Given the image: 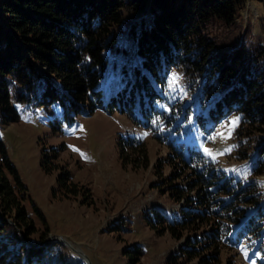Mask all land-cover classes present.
<instances>
[{
  "label": "trees",
  "instance_id": "trees-1",
  "mask_svg": "<svg viewBox=\"0 0 264 264\" xmlns=\"http://www.w3.org/2000/svg\"><path fill=\"white\" fill-rule=\"evenodd\" d=\"M246 1L0 0V126L18 120L17 106H59L67 122L97 110L117 112L141 126L146 119L160 122L172 110L173 96L194 98L197 113L213 124L237 118L238 158L251 157V175L264 176V50L251 51L240 39L226 47L215 40V29L234 27ZM124 32L134 41L139 66L131 65L123 83L110 84L103 94L108 55L122 51L118 44ZM171 147L180 159L176 179L187 172L191 180L185 188L173 187L172 199L190 202L202 212L188 210L179 220L157 215L158 225L173 238L194 226L212 228L194 236L186 247L191 249L181 255L196 258L194 245L217 248L220 218H235L236 225L245 220L240 232L253 233L252 216L239 207L252 204L249 186L239 185V193L226 201L227 184L198 163L197 151L187 149L185 154L183 146ZM45 164L43 159L41 168L49 173ZM70 178L67 172L57 178L65 198L78 192ZM190 192L194 201L187 199ZM25 193L0 139V211L30 236L22 205ZM8 230L12 227L0 218V264H30L48 249H32Z\"/></svg>",
  "mask_w": 264,
  "mask_h": 264
},
{
  "label": "rangeland",
  "instance_id": "rangeland-1",
  "mask_svg": "<svg viewBox=\"0 0 264 264\" xmlns=\"http://www.w3.org/2000/svg\"><path fill=\"white\" fill-rule=\"evenodd\" d=\"M217 28L216 43L224 47L240 39L251 51L264 50V0H247L234 27ZM134 47L124 32L118 44L122 51L109 53L106 94L110 84L121 85L131 74V65L139 66ZM36 69L46 72L38 65ZM169 100L172 110L160 122L146 119L141 126L117 112L97 110L67 122L59 106L16 107L18 120L0 126V139L26 188L22 205L32 234L27 236L1 211L0 218L26 246L48 248L30 264H264V176L251 175V157L238 158L237 118L213 124L197 113L194 98ZM171 146H183L185 154L187 149L197 151L198 163L227 184L226 201L239 193V185L249 186L252 204L239 207L252 216L253 233L240 232L245 220L236 225L235 218H220L225 224H218L217 248L194 245L196 258L181 255L191 249L186 247L194 236L209 234L212 228L194 226L173 238L158 225L157 215L179 220L188 210L202 212L190 202L172 199L173 187L185 188L191 180L187 172L176 179L180 159ZM43 159L49 173L41 168ZM65 172L78 191L71 198L63 197L57 185ZM187 199L194 201L195 194L190 192Z\"/></svg>",
  "mask_w": 264,
  "mask_h": 264
},
{
  "label": "snow or ice",
  "instance_id": "snow-or-ice-1",
  "mask_svg": "<svg viewBox=\"0 0 264 264\" xmlns=\"http://www.w3.org/2000/svg\"><path fill=\"white\" fill-rule=\"evenodd\" d=\"M175 79V78H174Z\"/></svg>",
  "mask_w": 264,
  "mask_h": 264
}]
</instances>
